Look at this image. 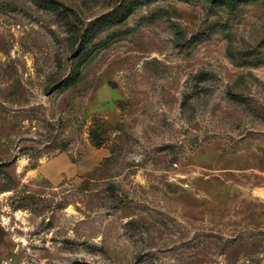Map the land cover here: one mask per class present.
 <instances>
[{"label": "rangeland", "instance_id": "obj_1", "mask_svg": "<svg viewBox=\"0 0 264 264\" xmlns=\"http://www.w3.org/2000/svg\"><path fill=\"white\" fill-rule=\"evenodd\" d=\"M0 264H264V0H0Z\"/></svg>", "mask_w": 264, "mask_h": 264}]
</instances>
